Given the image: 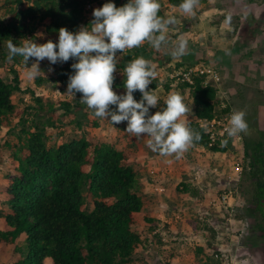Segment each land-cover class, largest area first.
<instances>
[{
    "label": "trees",
    "instance_id": "1",
    "mask_svg": "<svg viewBox=\"0 0 264 264\" xmlns=\"http://www.w3.org/2000/svg\"><path fill=\"white\" fill-rule=\"evenodd\" d=\"M106 2L6 0L0 16V68L11 62L7 71L12 74V79L6 82L0 75V132L9 128L17 113L14 95L20 92L21 81L14 66L23 62L20 56H14L11 61L7 59V41L12 39L17 46L23 39L36 41V33L41 28L50 36H58L62 27L75 32L79 27L87 26L93 10ZM126 2L113 0L116 7ZM181 2L167 0L170 7L179 10ZM92 3L91 9L87 10L86 5ZM159 3L162 6V0ZM158 15L162 16L160 11ZM117 56L116 67L122 78L126 64L137 57H144L155 67L169 63L168 59L161 62L159 52L153 53L144 44L123 53L118 51ZM75 62L69 59L54 64L55 80L64 87L73 72L71 64ZM161 83L155 78L148 88L155 91ZM35 84L40 85L39 78ZM183 85L189 89L195 107L196 120L189 126L200 135L192 147L213 153L226 152L227 146L208 148L207 135L197 122L214 117L217 89L204 86L198 77L193 79V85ZM119 87H124L123 82ZM164 87L166 91L170 89L169 84ZM133 96L140 101L138 90ZM37 102L41 112L40 100ZM61 105L65 114L71 113L69 104ZM163 106V102L158 105ZM77 107H81L79 103ZM155 111L157 109L150 108V114ZM45 125L53 126L50 118L46 119ZM22 133L25 137L17 150L19 156L14 158L18 164L11 171L13 178L9 184L0 179V257L6 259L3 264H136L135 255L148 241H143L135 230V216L144 210L145 200L131 155L108 144H91L83 137L49 147L43 124L42 127L34 124L33 131L23 130ZM242 158L253 181L251 202L256 219L251 229L256 238L264 240V143L246 144ZM194 187L180 183L177 190L200 194ZM86 199L92 201L90 212L86 211ZM208 232L214 239L213 228ZM171 235L175 236V233L171 232ZM171 243L176 244L173 240Z\"/></svg>",
    "mask_w": 264,
    "mask_h": 264
},
{
    "label": "rangeland",
    "instance_id": "2",
    "mask_svg": "<svg viewBox=\"0 0 264 264\" xmlns=\"http://www.w3.org/2000/svg\"><path fill=\"white\" fill-rule=\"evenodd\" d=\"M5 2L6 0H0V16L3 14L1 7ZM92 5L93 3L87 4L86 9L90 10ZM201 6L214 12L212 14L213 19L209 23L221 25L227 16H231V23L216 31L217 34H214V29L205 31L204 26L199 29V18H202L205 10ZM168 16L166 15L165 18ZM189 17L190 19H187ZM92 19L93 17L89 16L90 22ZM230 26L231 31L228 29ZM202 33L205 34L202 35L201 40H209L206 41L209 45L213 44L211 40H220V38L225 40L235 38L237 40L241 38L254 40L253 44H249V46L248 44L235 46L239 53L228 51L227 56H222L221 52L216 51L217 46H214V51L218 53L214 55V60L202 59L197 62V64L213 66L220 74V82L217 87V103L226 100L232 112L243 111L245 113L248 127L243 132V146L241 149L235 150V147L227 145L226 152L217 156L192 146L179 157L175 154L162 156L152 152L147 147L148 137H143L142 134V137L138 138L126 132V122L112 126L108 121L93 115L92 111L80 101L81 94L77 93L74 98L66 94L67 87L62 86L55 80L54 64H50L47 59H44L39 62L41 73L35 79L27 78L26 72L28 69L25 68L23 62L21 65L14 66L21 81L19 85L20 92L14 95L17 106L16 116L11 121L9 128H3L0 132V179L6 184L11 182L13 178L11 171L18 164L14 158L19 156L17 150L20 141L22 142L25 137L22 131H33L34 124L38 127L44 125L45 140L49 147L78 140L82 137L91 144H108L116 150L128 152L131 155L133 167L139 174L141 194L150 209L135 217L137 223L135 230L140 236H145L142 239L143 241L147 240L146 231L154 226L147 225L148 222L144 219H152L154 212L161 209L166 221L163 222L164 220H162L159 223L165 224L164 230L169 231L170 235L171 232L175 233V236H168L170 242L173 240L179 245H185L184 243H186L189 244V248L195 249L199 248L198 244H206L211 250L213 248L215 250V242L218 240L221 244L227 246V248H223L226 254L225 264H264V240L256 238L251 229L256 219L253 203L251 202L253 181L247 174L246 162L242 160L246 144L251 146L256 141L264 143V0H199L194 16L187 15L182 20L176 18L175 25L169 27L167 33L169 44L167 46L157 51L147 42L144 43L148 50L153 51V53L159 52L161 62L169 60L168 65L160 67H155L154 63L151 62L155 67V78L162 82V85L155 90V94L159 97V103L164 102L170 92L180 93L184 97V102L190 108L185 115L188 123L196 120L194 117L195 107L189 89L184 87L180 81H177L176 74L188 67L190 63L189 61L181 63L173 60L169 52L180 35L194 45V50L199 51V39L192 40V38L194 35ZM36 37L35 42L38 44H43L49 40L55 43L58 39V36H50L44 33L42 28L36 33ZM203 47L205 49V46ZM249 51L251 53L248 55ZM165 53L170 56L164 55ZM152 58H154V54ZM180 59L181 57L177 60ZM33 62H35V58H30L26 67H30ZM9 67H11V62L5 63L0 68V75L6 82L12 79V74L7 71ZM113 75V90L117 94H123L125 88L119 87L120 83L123 82L121 72L116 69ZM38 78L40 85L35 84ZM166 84L170 85L168 91L164 87ZM30 91L34 93L31 94ZM37 100H40L43 108L41 112H39ZM61 103L69 104L71 113L65 114L66 110ZM78 103L81 107H77ZM49 107L52 109L49 110ZM47 118H50L53 122L52 127L45 125ZM94 123H97L98 126L94 127ZM235 161L241 165L242 172L239 181L235 182L233 180L230 183L231 186H229L236 200L235 205H233L234 209L232 212L230 210L226 212L224 209L216 211L209 203L214 197L219 198L224 187H228L226 185L227 176H230L231 179L235 177L232 173ZM164 166H173L178 172L184 174V182L195 186L194 188L200 191V194L194 195L175 191L178 197L176 205L156 204L154 206V202H158L154 201V195L158 193L154 191V188L165 185L164 181L167 179V175H161L160 171L164 169ZM213 167H217L222 172L223 177L214 180L209 176L211 178H203L202 181L193 184L198 171L211 170ZM85 205L86 211L90 212L93 208L92 201L86 199ZM172 226L174 229H171ZM209 228H213L216 234L214 239L210 237ZM154 243L156 244V241L150 240L149 243L147 242L146 246L149 249H146V252L143 251L142 256L136 257L134 261L139 263L142 261L140 264L154 262ZM19 244H21V241ZM199 256L200 254L196 253L195 261L198 262ZM3 263H6V259L0 257V264Z\"/></svg>",
    "mask_w": 264,
    "mask_h": 264
},
{
    "label": "clouds",
    "instance_id": "3",
    "mask_svg": "<svg viewBox=\"0 0 264 264\" xmlns=\"http://www.w3.org/2000/svg\"><path fill=\"white\" fill-rule=\"evenodd\" d=\"M198 4L199 0H182L179 8L182 13L194 16ZM160 7L159 0H127L120 7H116L113 0H107L93 10V19L87 26H81L75 32L60 28L55 43L49 40L38 44L33 39H23L17 46L9 39L7 59L22 57L28 79L40 75L39 62L44 59L50 64L74 59L66 94L73 98L77 93L81 94L80 101L93 115L112 126L126 122V132L138 138L142 134L148 137L147 147L152 152L179 157L200 139V135L185 119L190 108L180 93L170 92L164 99V106L158 107V95L148 88L156 77L151 61L142 56L130 60L123 70L125 92L117 94L113 90L118 51L123 53L145 42L159 51L169 44L167 33L169 27L175 25L176 18L158 15ZM224 23L230 24L231 16H227ZM187 47L188 41L181 36L169 54L174 58L183 57ZM30 58H35V62L26 67ZM137 90L141 93L140 101L133 96ZM150 108L157 111L150 114ZM247 127L245 113L234 111L225 133L227 137H234L245 132Z\"/></svg>",
    "mask_w": 264,
    "mask_h": 264
},
{
    "label": "crops",
    "instance_id": "4",
    "mask_svg": "<svg viewBox=\"0 0 264 264\" xmlns=\"http://www.w3.org/2000/svg\"><path fill=\"white\" fill-rule=\"evenodd\" d=\"M201 7H202V9H205V10L203 12L202 18H199V22H200V23H198V25H200L199 29H202L203 28L202 26H204L205 31H207V29L208 30L214 29L215 30L214 34H217L216 31H219V29H223L226 27V24L224 23V21L221 23V25H217V24L214 25V24L209 23V21L213 19L212 14L214 12L212 10L210 11V10H207L206 8H203L204 6H201ZM160 12L164 18L166 17V15H169V16L175 15L174 17L177 18L178 20H182L183 17L184 18L187 17V15L182 13L181 10L170 7L167 4V0H162V6L160 7ZM187 19H190V17ZM212 23H214V22H212ZM217 26H218V28H217ZM219 26H220V28H219ZM196 27H197V25H196ZM230 28H231V26L228 27V29L231 31ZM204 34L205 33L194 35V37L192 38V40L199 39V41H198L200 44L199 51L194 50V48H195L194 45H192L190 42H188L186 54L183 57H181L180 60H177L178 58H174V57H172V59L175 61H180L181 63H185V62L189 61V63H190L188 65V67H189V66L195 65L193 63H195L196 61L199 62V60H202V59L214 60V55L217 53L214 51V46H217V48H215V49H216V51L221 52L222 56H227L228 51H231L233 53H236V52L239 53V50L236 49L235 46H237L239 44H242V45L248 44V46H249V44H253V41H254V40H247V38H243V39L241 38L239 40H237V38L229 39V40H225L224 38H220V40H217V39L211 40V43H213V44L209 45L206 42L209 40H206V41L201 40V37ZM181 36L182 35H180L179 37H181ZM190 37H191V35H190ZM221 40H224V41H221ZM254 45H255V43H254ZM203 46H205L206 51H205ZM250 53L251 52L249 51L248 55ZM230 62L232 63V61H230ZM185 68H187V67H185ZM160 171H161V175H163V176H164V174L167 175V179H166V181H164L165 185L163 184L162 187H155L154 188V191L158 192L157 195H154V201H158L157 203L154 202V206L156 204H164L165 206L176 205L177 204L176 201L178 198L176 195V192H178L177 189L179 188L180 183H185L184 182L185 178H183L184 174H182L181 172H178L177 169L174 168L173 166H171V167L170 166L169 167L164 166V169H161ZM168 173H169V175H168ZM180 181H182V182H180ZM172 182H174V183L171 184ZM193 184H196V183H193ZM148 210H150L149 205L145 201V207L141 213H145ZM141 213H139V214H141ZM163 214L164 213L162 212L161 209H157L154 212L152 219L151 218L144 219L145 221L148 222L147 225H149V226L154 225L152 228H149V231H146L147 232V234H146L147 241L148 242L150 240L154 241V242L156 241V244L154 243V247H153V249H154L153 250L154 262L151 261V264H211V263L216 262L213 259V257L211 256L212 251H214V248H213V250H211L210 247H208L206 244H203V245L198 244L199 248L195 249V248H191V247L189 248V244H186V243H184L185 245H183V244L179 245V244L171 243L169 238H168V236L170 235V232L164 230L166 227L165 224L159 223V221L164 220ZM159 218H162V219H159ZM165 221L166 220H164L163 222H165ZM149 222L150 223L152 222V224H150ZM160 224L163 226H161ZM160 227H162L163 229ZM172 228H173V226L171 227V229ZM215 236H216V234H215ZM144 237L145 236H140L141 239H143ZM216 242H219V243H216ZM216 242H215V247L218 248L220 246V247H222L221 248L222 250L225 247L227 248V246L221 244L220 241L216 240ZM190 245H192V244L190 243ZM146 249L148 250L149 247L146 246L144 249L142 247H140L138 250V253L135 255V258L142 256V252L143 251L146 252ZM210 250H211V254H210ZM196 253L200 254L198 262L195 261L196 260V257H195ZM135 263L140 264L138 261H135Z\"/></svg>",
    "mask_w": 264,
    "mask_h": 264
},
{
    "label": "built area",
    "instance_id": "5",
    "mask_svg": "<svg viewBox=\"0 0 264 264\" xmlns=\"http://www.w3.org/2000/svg\"><path fill=\"white\" fill-rule=\"evenodd\" d=\"M177 81H180L182 84L187 83L189 86L193 85V79L198 77L203 80L204 86H210L217 89L220 82V74L219 72L210 65L204 64H195L193 66H189L183 69L181 72L176 74ZM218 99V98H217ZM229 104L226 100H221L216 104V112L212 119L210 120H197L199 127L203 129L204 134L207 135L208 138V148L212 147H222L227 146L228 144L231 147H235V150L241 149L243 146V132L234 136L227 137L225 133V128L228 126V120L230 114L232 113L231 108H229ZM225 141H227L225 143ZM202 151H207L213 156H217L222 153H213L208 149L201 148ZM242 152V150H240ZM224 154V153H223ZM222 154V155H223ZM242 172L241 165L235 161L233 165L232 173H234L235 177L231 179L230 176H227V184L228 187H224L223 192L221 193L219 198H213L210 201V205L213 206L216 211H221L222 209L227 211H233V205H235V198L233 197V192L229 186H231V181H239L240 175ZM223 174L219 171L217 167L211 168V170H200L195 175V183L202 181L203 178L212 177L214 180H219ZM209 177V178H211ZM223 177V176H222ZM216 182V181H215ZM218 183V182H217ZM230 184V185H229ZM230 222V220H229ZM222 247H216L212 252L213 259L220 263L225 264L226 254L221 249Z\"/></svg>",
    "mask_w": 264,
    "mask_h": 264
}]
</instances>
